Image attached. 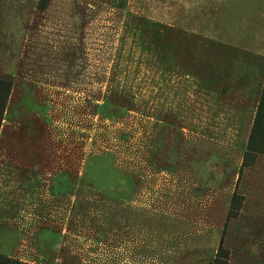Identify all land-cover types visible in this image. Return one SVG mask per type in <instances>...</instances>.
I'll list each match as a JSON object with an SVG mask.
<instances>
[{
	"label": "rangeland",
	"instance_id": "obj_1",
	"mask_svg": "<svg viewBox=\"0 0 264 264\" xmlns=\"http://www.w3.org/2000/svg\"><path fill=\"white\" fill-rule=\"evenodd\" d=\"M0 256L264 264V0H0Z\"/></svg>",
	"mask_w": 264,
	"mask_h": 264
},
{
	"label": "trees",
	"instance_id": "obj_2",
	"mask_svg": "<svg viewBox=\"0 0 264 264\" xmlns=\"http://www.w3.org/2000/svg\"><path fill=\"white\" fill-rule=\"evenodd\" d=\"M12 83L7 82L6 80H0V130L2 127V122L4 120V114L6 111L7 100H8V93L10 92V88ZM264 121V90L259 102V108L257 113V118L254 124L253 134L251 136V140L249 146L252 148L253 146L260 145L263 142L258 140V134L262 130V126ZM262 125V126H261ZM0 264H23L17 260H11L9 258L1 257L0 256Z\"/></svg>",
	"mask_w": 264,
	"mask_h": 264
}]
</instances>
